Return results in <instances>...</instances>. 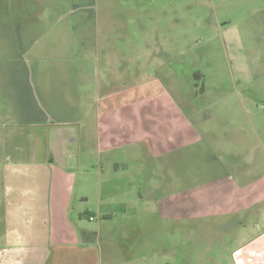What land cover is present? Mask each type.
I'll return each mask as SVG.
<instances>
[{
  "label": "rangeland",
  "instance_id": "obj_1",
  "mask_svg": "<svg viewBox=\"0 0 264 264\" xmlns=\"http://www.w3.org/2000/svg\"><path fill=\"white\" fill-rule=\"evenodd\" d=\"M90 10L82 57L66 24ZM65 70L89 82L73 92ZM60 126L78 131L69 211L101 225L95 264H264L263 195L232 220L172 200L212 157L239 186L264 177V0H0V183L20 151L41 166Z\"/></svg>",
  "mask_w": 264,
  "mask_h": 264
},
{
  "label": "crops",
  "instance_id": "obj_2",
  "mask_svg": "<svg viewBox=\"0 0 264 264\" xmlns=\"http://www.w3.org/2000/svg\"><path fill=\"white\" fill-rule=\"evenodd\" d=\"M71 11L77 12L76 9ZM91 11H83L80 19L66 24V29L70 28L72 32L68 42H76L79 38L88 41L80 49L82 57L91 53V36L93 33L96 36L94 29L99 25ZM26 37L27 34L20 37L21 47ZM67 76L69 78L70 72L65 70L64 82L73 92L76 91L74 87L89 82L88 76L80 84ZM30 100L34 102L32 98ZM41 109L38 111L40 116L44 114ZM13 133L9 129L1 132L7 150L14 146ZM77 134V128L57 127L50 133L53 147L41 166L34 164L36 154L20 151L4 168L0 183V264H95L96 257L101 260L104 255L102 252L98 255L101 225L97 223L95 227H89L80 221L87 217V221L92 222L97 219L95 213L77 214L78 223L71 220L72 173L69 163L73 154L66 145L74 142Z\"/></svg>",
  "mask_w": 264,
  "mask_h": 264
},
{
  "label": "flooded vegetation",
  "instance_id": "obj_3",
  "mask_svg": "<svg viewBox=\"0 0 264 264\" xmlns=\"http://www.w3.org/2000/svg\"><path fill=\"white\" fill-rule=\"evenodd\" d=\"M200 92H203V89H201ZM188 103L189 99L184 96L182 104L177 105L179 108L181 107L180 109L184 110V112L187 109L188 112L185 114L187 117L189 113H194L196 110H194V108H191L192 106H190V103ZM184 141H186V139H184ZM190 141L192 140L190 139ZM187 144L188 141L186 145ZM176 151L177 148L176 150L172 149L169 152L173 153ZM212 159L213 161L210 162V167L208 168L211 172H209L208 174L203 172L204 174H201L198 170L195 171L196 176L198 175V178L200 179H198L196 181V184L194 185L190 184L189 186L187 183H185V187H182L180 191L176 192V194L172 197V200L175 199L173 201V207L178 208L176 206L178 204L176 203V201H189V204H192L194 201H196L195 198L204 196L205 198H208V203L213 205L212 211L203 212L205 213L204 216L206 217H218L222 214L223 217L226 216L227 218L232 220L234 218H237L240 212L248 215L250 213V209H252V207L257 203V201H255V197H258V195L264 196V177L253 180L252 182H246L244 185L239 186V184L237 183V179L232 178V180H230L227 177L224 171L225 167L221 164V162L216 160V158L214 157H212ZM196 176L193 174V177ZM204 176L207 177L204 178ZM185 181L187 182L188 180ZM200 189L203 190L200 192L198 191ZM233 207L235 208L233 209ZM184 213L187 214L188 211H185ZM189 213L192 214L191 212Z\"/></svg>",
  "mask_w": 264,
  "mask_h": 264
},
{
  "label": "built area",
  "instance_id": "obj_4",
  "mask_svg": "<svg viewBox=\"0 0 264 264\" xmlns=\"http://www.w3.org/2000/svg\"><path fill=\"white\" fill-rule=\"evenodd\" d=\"M89 220L91 221V220H92V218H89Z\"/></svg>",
  "mask_w": 264,
  "mask_h": 264
},
{
  "label": "trees",
  "instance_id": "obj_5",
  "mask_svg": "<svg viewBox=\"0 0 264 264\" xmlns=\"http://www.w3.org/2000/svg\"><path fill=\"white\" fill-rule=\"evenodd\" d=\"M87 215H89L88 213H87ZM91 217V216H90Z\"/></svg>",
  "mask_w": 264,
  "mask_h": 264
}]
</instances>
